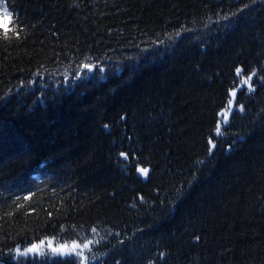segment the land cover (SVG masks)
Masks as SVG:
<instances>
[{"label": "trees", "instance_id": "trees-1", "mask_svg": "<svg viewBox=\"0 0 264 264\" xmlns=\"http://www.w3.org/2000/svg\"><path fill=\"white\" fill-rule=\"evenodd\" d=\"M2 2L0 264H264V0Z\"/></svg>", "mask_w": 264, "mask_h": 264}, {"label": "rangeland", "instance_id": "rangeland-1", "mask_svg": "<svg viewBox=\"0 0 264 264\" xmlns=\"http://www.w3.org/2000/svg\"><path fill=\"white\" fill-rule=\"evenodd\" d=\"M9 15L7 16H4L2 14H0V26L1 27H8L9 23H10V11L7 9ZM74 75L71 74V73H67L65 75V79H66V83L68 84L69 81L71 80V78H73ZM247 80L246 78L245 79H242L241 82L245 83L244 81ZM249 81L247 80V83ZM233 93H235V95L233 96ZM236 94H237V90H234L231 92V104H228V106L226 107V109H224L221 114H220V117H221V120H220V126H222L223 124L227 123L232 112L234 111L236 105H235V100H236ZM43 242V243H41ZM49 242H51V247L49 246ZM91 243H89V247L88 248H83L81 246L80 249H78L77 251L81 252L82 253V256L79 258L81 264H89V261H90V257H89V254H88V251L91 250V246L93 244L92 241H90ZM73 243H78V242H72V243H58L56 242L54 239H44L40 242H37V243H34L35 245H40V251L38 253H27L25 254V249L27 248H30L32 245H27V246H18L16 248L19 249L20 251L17 252L15 250L14 254L16 256V258H26V257H29V256H60V257H70V256H74L77 258V256L75 255V253L71 254V255H67V254H56V253H53L52 252V248H55V247H58L59 245H63V244H67L69 246H71ZM78 244H84V243H78Z\"/></svg>", "mask_w": 264, "mask_h": 264}, {"label": "snow or ice", "instance_id": "snow-or-ice-1", "mask_svg": "<svg viewBox=\"0 0 264 264\" xmlns=\"http://www.w3.org/2000/svg\"><path fill=\"white\" fill-rule=\"evenodd\" d=\"M0 14H2V15H4V16H7V15H9V13H8V11H7V6H6V4H4L3 2H2V0H0ZM225 19H227V17H224ZM13 32L15 33V35L18 37V33H16L15 32V30H13ZM3 35H4V37L5 38H8V32L7 31H5L4 33H3ZM83 67L87 70V71H89V72H91V71H93V69H94V65H92V64H84L83 65ZM101 71H103L102 69H101ZM239 69L237 70V73L239 74ZM250 79V78H249ZM245 83H247V80H245L244 81ZM235 95V93H233V96ZM229 104H231V101H229ZM242 110V109H241ZM217 132H219V129H217ZM121 155H124L123 153H121ZM202 163V162H201ZM140 171H141V173L142 174H144V175H147V172H148V170L147 169H140ZM29 197H25L24 199H28ZM198 239V238H197ZM41 243H43V242H41ZM89 243H91V242H89ZM89 243H84V244H78V243H73L71 246H69V245H67V244H63V245H59L58 247H55V248H52V252L53 253H56V254H67V255H71V254H73V253H75V255L77 256V264H80V260H79V258L82 256V253L81 252H79V251H77L78 249H80L81 248V246L83 247V248H88L89 247ZM49 246L51 247V242H49ZM17 252H19L20 250L19 249H17L16 250ZM40 251V245H32L30 248H27V249H25V254H27V253H38ZM161 255H163V254H161Z\"/></svg>", "mask_w": 264, "mask_h": 264}, {"label": "water", "instance_id": "water-1", "mask_svg": "<svg viewBox=\"0 0 264 264\" xmlns=\"http://www.w3.org/2000/svg\"><path fill=\"white\" fill-rule=\"evenodd\" d=\"M229 150H230V149H229ZM140 169H147V170H148L147 175L142 174L141 171H140ZM140 169H139V174H140V176H142L143 178H147L148 175H149V173L151 172V169H150V168H140Z\"/></svg>", "mask_w": 264, "mask_h": 264}]
</instances>
